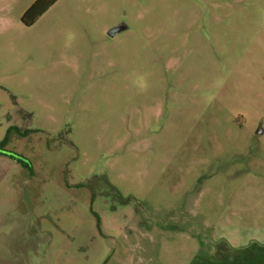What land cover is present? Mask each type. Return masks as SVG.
<instances>
[{
  "label": "rangeland",
  "instance_id": "1",
  "mask_svg": "<svg viewBox=\"0 0 264 264\" xmlns=\"http://www.w3.org/2000/svg\"><path fill=\"white\" fill-rule=\"evenodd\" d=\"M35 1L0 0V264H264V0Z\"/></svg>",
  "mask_w": 264,
  "mask_h": 264
},
{
  "label": "trees",
  "instance_id": "2",
  "mask_svg": "<svg viewBox=\"0 0 264 264\" xmlns=\"http://www.w3.org/2000/svg\"><path fill=\"white\" fill-rule=\"evenodd\" d=\"M57 0H36L23 14L22 22L26 26L33 25Z\"/></svg>",
  "mask_w": 264,
  "mask_h": 264
},
{
  "label": "crops",
  "instance_id": "3",
  "mask_svg": "<svg viewBox=\"0 0 264 264\" xmlns=\"http://www.w3.org/2000/svg\"><path fill=\"white\" fill-rule=\"evenodd\" d=\"M203 246H206V252L205 251H202V255H200L201 257H200V260L202 261V264H204L205 262H206V260L212 255V253H210V250H209V246H211V247H213V248H216L217 247V251H218V249H220L219 247V245L218 244H214L213 243V245L211 244V243H209V244H204Z\"/></svg>",
  "mask_w": 264,
  "mask_h": 264
},
{
  "label": "water",
  "instance_id": "4",
  "mask_svg": "<svg viewBox=\"0 0 264 264\" xmlns=\"http://www.w3.org/2000/svg\"><path fill=\"white\" fill-rule=\"evenodd\" d=\"M126 26L124 24H120L114 28H112L108 33L111 35V36H115L118 32L122 31L123 29H125Z\"/></svg>",
  "mask_w": 264,
  "mask_h": 264
},
{
  "label": "clouds",
  "instance_id": "5",
  "mask_svg": "<svg viewBox=\"0 0 264 264\" xmlns=\"http://www.w3.org/2000/svg\"><path fill=\"white\" fill-rule=\"evenodd\" d=\"M134 84L138 85L140 90L143 91L146 87V81L144 80V78H138L134 81Z\"/></svg>",
  "mask_w": 264,
  "mask_h": 264
},
{
  "label": "flooded vegetation",
  "instance_id": "6",
  "mask_svg": "<svg viewBox=\"0 0 264 264\" xmlns=\"http://www.w3.org/2000/svg\"><path fill=\"white\" fill-rule=\"evenodd\" d=\"M0 152H1V153L8 154V155L15 156L16 158L18 157V156H17V155H15L14 153H12V152H9V151H5V150H2V149H0ZM17 159H19V157H18ZM19 160H21V159H19Z\"/></svg>",
  "mask_w": 264,
  "mask_h": 264
}]
</instances>
